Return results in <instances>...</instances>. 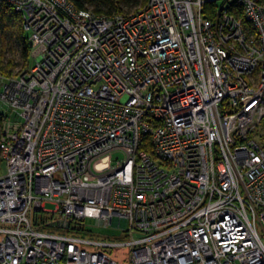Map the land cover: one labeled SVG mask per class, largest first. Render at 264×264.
Here are the masks:
<instances>
[{"label":"built area","instance_id":"2783aa9c","mask_svg":"<svg viewBox=\"0 0 264 264\" xmlns=\"http://www.w3.org/2000/svg\"><path fill=\"white\" fill-rule=\"evenodd\" d=\"M7 1L0 264H264V0Z\"/></svg>","mask_w":264,"mask_h":264},{"label":"trees","instance_id":"16d2710c","mask_svg":"<svg viewBox=\"0 0 264 264\" xmlns=\"http://www.w3.org/2000/svg\"><path fill=\"white\" fill-rule=\"evenodd\" d=\"M78 9H91L95 13L113 15L130 13L147 5L148 0H72ZM29 33L21 14L7 0H0V72L13 75L17 66L29 67ZM3 116L0 112V127ZM1 163V157H0Z\"/></svg>","mask_w":264,"mask_h":264},{"label":"rangeland","instance_id":"374dc122","mask_svg":"<svg viewBox=\"0 0 264 264\" xmlns=\"http://www.w3.org/2000/svg\"><path fill=\"white\" fill-rule=\"evenodd\" d=\"M93 10V8H91ZM94 11V10H93ZM33 60H30V65H33ZM29 66V65H28ZM26 67H23L21 65L17 66L16 69L14 70V74L17 73L18 71H21L25 69ZM13 74V75H14ZM50 208V207H49ZM87 224L88 226L86 227L88 231L91 233H86L87 238H93L95 240L101 241H115L118 243H123L124 241H127L129 238L124 235L121 230L116 229L114 227H105L102 225H97L96 221L93 218H88ZM112 255H114L117 260H119L121 263H127L126 261L129 257V247L123 246V247H115L114 251L112 252Z\"/></svg>","mask_w":264,"mask_h":264}]
</instances>
